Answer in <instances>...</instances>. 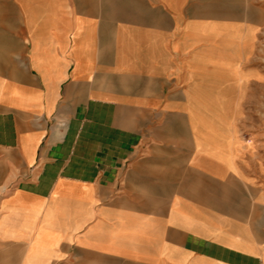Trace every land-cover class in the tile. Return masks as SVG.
<instances>
[{"label":"crops","instance_id":"obj_1","mask_svg":"<svg viewBox=\"0 0 264 264\" xmlns=\"http://www.w3.org/2000/svg\"><path fill=\"white\" fill-rule=\"evenodd\" d=\"M0 264H264V0H0Z\"/></svg>","mask_w":264,"mask_h":264}]
</instances>
